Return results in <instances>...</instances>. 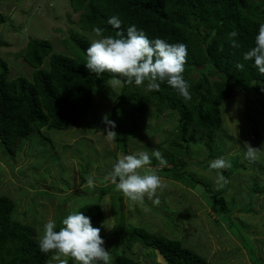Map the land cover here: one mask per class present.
I'll return each instance as SVG.
<instances>
[{
  "label": "rangeland",
  "instance_id": "obj_1",
  "mask_svg": "<svg viewBox=\"0 0 264 264\" xmlns=\"http://www.w3.org/2000/svg\"><path fill=\"white\" fill-rule=\"evenodd\" d=\"M249 4L264 5V0H249ZM0 13L5 18L0 23V62L8 64L10 78L32 73L33 68L18 55L29 38L48 40L53 51L67 54L64 40L71 30H78L79 13L71 10L69 0H0ZM85 35L91 43L99 38L93 32ZM42 67L46 68L47 62ZM189 77L197 82L201 75L193 71ZM207 78L209 82L215 79ZM110 81L95 90L87 117L74 127L33 130L15 148L10 147L11 151L0 140V196L14 202L12 220L34 227L39 241L48 219L58 226L63 213L97 203L104 213L101 236L113 259L116 253L128 255L126 229L137 226L178 239L210 264H264V110L254 90L249 97L236 93L221 100V126L210 141L198 129L194 142L185 153L180 151L178 158L187 165L184 173L203 182L192 187L163 174L173 167L170 144L177 141L178 117L170 109L147 104L139 128L124 147L118 136L115 142L108 139L101 120L121 91V86L112 89ZM245 143L261 149L255 159L245 157ZM157 150L166 164L152 156L151 165L138 171L159 172L162 188L154 196L130 200L112 183L113 163L121 154L147 152L151 156ZM217 158L231 162L225 170L229 183L222 192L229 214L211 202L217 190L216 170L208 165ZM89 179L94 187L88 186ZM105 188L109 192L100 195L98 190ZM119 237L125 238L123 246ZM130 249L131 256L142 264H166L152 248L136 243ZM48 264L58 261L52 256Z\"/></svg>",
  "mask_w": 264,
  "mask_h": 264
},
{
  "label": "trees",
  "instance_id": "obj_2",
  "mask_svg": "<svg viewBox=\"0 0 264 264\" xmlns=\"http://www.w3.org/2000/svg\"><path fill=\"white\" fill-rule=\"evenodd\" d=\"M69 5L73 12L79 13V21L78 30H71L64 40L67 54L53 51L48 40L29 38L18 55L33 68L30 77L10 78L8 64L0 62L1 142L11 151L10 147L15 148L33 130H67L85 119L95 90L113 75L106 72L97 76L87 71L85 50L91 42L85 34L99 26L104 29L103 35L116 36L118 31L126 34V29L135 25L149 39L161 38L171 44L187 45L183 75L190 84L191 99L185 100L166 82L161 83L159 91H143L142 85L122 84L108 114L116 125L112 130L124 147L126 140L139 128L147 104L170 109L178 117L177 141H171L169 154L173 167L163 170L165 176L183 180L192 187L202 184L184 173L187 165L178 156L194 142L198 129L210 141L221 126L220 101L236 93L249 97V92L254 90L255 99L264 110V75L252 67V61L243 60V54L254 46L255 35L264 24V5H250L249 0H69ZM112 16L120 19L119 30L107 24ZM4 20L0 13V23ZM232 31L237 32V37L229 35ZM44 62H47L46 68L42 67ZM237 63H243L244 69L238 70ZM193 71L201 75L197 82L189 77ZM207 76L215 79L209 82ZM254 135L258 137L256 125ZM223 173L228 178L225 170ZM224 188L213 193L211 202L222 213L229 214L222 196ZM98 192L105 195L109 190L99 189ZM13 208L10 198L0 196V264H48L54 253L40 251L34 227L12 220ZM77 211L90 216L93 226H102L104 213L97 203L86 204ZM66 216L67 212L63 213L62 219ZM62 219L57 230L62 226ZM126 233L130 241L126 248L128 255L116 253L114 264H142L131 256L130 247L136 243L157 251L166 264H210L178 239L137 226H130ZM118 240L120 244L125 238ZM67 259L68 264H77L72 258Z\"/></svg>",
  "mask_w": 264,
  "mask_h": 264
},
{
  "label": "clouds",
  "instance_id": "obj_3",
  "mask_svg": "<svg viewBox=\"0 0 264 264\" xmlns=\"http://www.w3.org/2000/svg\"><path fill=\"white\" fill-rule=\"evenodd\" d=\"M107 24L114 29L121 28V21L117 16L109 17ZM98 39L93 40L85 50L87 71L100 76L111 73L110 87H120L122 84L145 85L148 91H159L161 83L166 82L185 100L191 99L190 84L184 77L188 50L184 43H168L161 38L149 39L142 29L131 25L124 32L118 31L116 36L103 35L104 29L96 26L92 30ZM231 37H237L232 31ZM233 46H236L235 43ZM244 61H252V67L264 75V24L259 27L255 35L254 46L243 54ZM235 67L243 70L245 65L237 63ZM123 78V79H122ZM115 99V98H113ZM106 125L107 137L115 142L117 134L114 130L115 122L105 114L101 120ZM245 157L255 159L260 148H254L245 143ZM152 156L161 164H166L160 151H154L151 156L147 152L137 154H121L113 163L111 171L112 183L130 200H143L145 194L154 196L162 188L159 172L148 171L142 174L152 163ZM210 170H216L215 184L217 189L224 188L228 178L223 170L231 167V162L224 158L212 160L208 165ZM163 174H165L163 172ZM88 186L94 187L89 179ZM158 203V199L153 201ZM62 226L57 230L54 219H48L43 224L42 235L39 239V249L43 253L53 252V259L58 264H68L67 258H72L77 264H114L112 254L105 247V240L101 236V227L92 224L90 216L83 211H73L62 219ZM160 255V254H159ZM161 256V255H160ZM162 257V256H161Z\"/></svg>",
  "mask_w": 264,
  "mask_h": 264
}]
</instances>
